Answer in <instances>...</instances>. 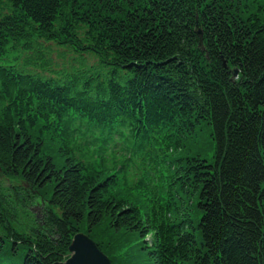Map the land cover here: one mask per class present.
I'll list each match as a JSON object with an SVG mask.
<instances>
[{
  "label": "trees",
  "instance_id": "1",
  "mask_svg": "<svg viewBox=\"0 0 264 264\" xmlns=\"http://www.w3.org/2000/svg\"><path fill=\"white\" fill-rule=\"evenodd\" d=\"M0 171V264H264V0H0Z\"/></svg>",
  "mask_w": 264,
  "mask_h": 264
},
{
  "label": "rangeland",
  "instance_id": "2",
  "mask_svg": "<svg viewBox=\"0 0 264 264\" xmlns=\"http://www.w3.org/2000/svg\"><path fill=\"white\" fill-rule=\"evenodd\" d=\"M78 58H79L78 55H76L73 52H70L69 50L61 52L56 47H53V54H52V63L53 64L52 65L56 70H60L64 67H68L70 65H73L72 63H74V62L77 63ZM0 180L10 187L17 184L16 181H13V180L9 179L8 177L4 176V174L1 173V171H0ZM13 193H12V196H14ZM18 194H20V193L18 192ZM28 208H31V209L28 211L27 207H23L21 205L17 206V214H16L15 219L17 221H19L20 223H22L20 225L22 228L23 227L29 228L28 224H33V222H34L32 219H35L36 222L40 225H42V223L46 222L47 213H46V208L44 205H42L40 203H34V205H32L31 207H28ZM25 210L28 212H25ZM28 231H30V230H28Z\"/></svg>",
  "mask_w": 264,
  "mask_h": 264
},
{
  "label": "water",
  "instance_id": "3",
  "mask_svg": "<svg viewBox=\"0 0 264 264\" xmlns=\"http://www.w3.org/2000/svg\"><path fill=\"white\" fill-rule=\"evenodd\" d=\"M69 250L68 259L50 264H112L110 258L100 250L96 242L83 232L74 236Z\"/></svg>",
  "mask_w": 264,
  "mask_h": 264
}]
</instances>
